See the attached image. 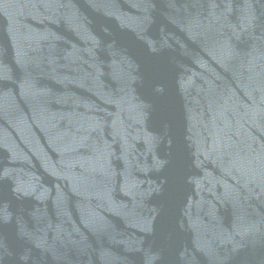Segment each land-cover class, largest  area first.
I'll return each mask as SVG.
<instances>
[{
    "label": "water",
    "instance_id": "water-1",
    "mask_svg": "<svg viewBox=\"0 0 264 264\" xmlns=\"http://www.w3.org/2000/svg\"><path fill=\"white\" fill-rule=\"evenodd\" d=\"M0 264H264V0H0Z\"/></svg>",
    "mask_w": 264,
    "mask_h": 264
}]
</instances>
